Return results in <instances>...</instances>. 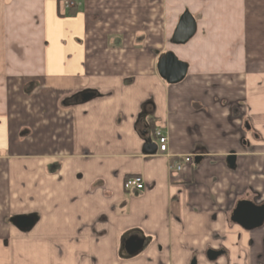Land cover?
<instances>
[{"label":"crops","instance_id":"1","mask_svg":"<svg viewBox=\"0 0 264 264\" xmlns=\"http://www.w3.org/2000/svg\"><path fill=\"white\" fill-rule=\"evenodd\" d=\"M241 201L264 205V0H0V264H264ZM133 233L149 244L129 257Z\"/></svg>","mask_w":264,"mask_h":264},{"label":"water","instance_id":"2","mask_svg":"<svg viewBox=\"0 0 264 264\" xmlns=\"http://www.w3.org/2000/svg\"><path fill=\"white\" fill-rule=\"evenodd\" d=\"M196 32L197 24L195 19L189 13H185L181 18L173 42L175 44H185L194 37ZM158 68L161 77L169 84H178L182 82L188 71V66L180 62L172 53L167 54L160 60ZM91 97L90 94H84L82 100L86 101ZM142 120L143 119H140V122H143ZM142 137L146 141V154L155 155L158 147L152 141L148 126L146 130H144ZM232 221L249 231L259 228L264 224V205L257 207L251 201H241L237 204L233 212ZM11 222L22 231L31 230L36 224L34 217H16L13 218ZM148 244L149 241L142 235L133 233L127 237L123 246L125 253L129 257H134L142 253ZM224 255L225 251L209 250L207 258L209 262L213 263ZM189 264H199L198 259L194 257Z\"/></svg>","mask_w":264,"mask_h":264},{"label":"built area","instance_id":"3","mask_svg":"<svg viewBox=\"0 0 264 264\" xmlns=\"http://www.w3.org/2000/svg\"><path fill=\"white\" fill-rule=\"evenodd\" d=\"M71 6H74L73 3H71ZM156 136L159 142V153L161 155H166L168 152V138L164 136V134L157 130ZM194 156H186L184 157V161H176L172 165V169L181 172L183 170V164H190L193 161ZM124 188L128 191H136V192H142L144 190V182L143 179L139 176L130 177L125 181Z\"/></svg>","mask_w":264,"mask_h":264},{"label":"flooded vegetation","instance_id":"4","mask_svg":"<svg viewBox=\"0 0 264 264\" xmlns=\"http://www.w3.org/2000/svg\"><path fill=\"white\" fill-rule=\"evenodd\" d=\"M263 225H264V224H263ZM208 251H209V250H208ZM208 251H206V253H205V257H206V260H207L208 263H210V264H215V263H217V262L222 258V257H221L218 261L211 263V262L208 261V258H207V253H208ZM216 251H223V249H217ZM225 255H226V253H225ZM225 255H224V256H225ZM224 256H223V257H224Z\"/></svg>","mask_w":264,"mask_h":264}]
</instances>
